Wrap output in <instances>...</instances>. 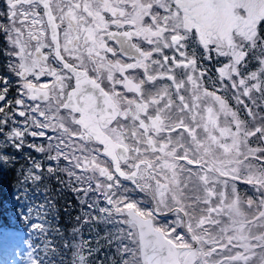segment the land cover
<instances>
[{
  "label": "snow or ice",
  "instance_id": "snow-or-ice-1",
  "mask_svg": "<svg viewBox=\"0 0 264 264\" xmlns=\"http://www.w3.org/2000/svg\"><path fill=\"white\" fill-rule=\"evenodd\" d=\"M4 2L18 79L0 75V134L6 109L25 120L0 161L19 162L11 147L56 162L35 174L23 153L17 169L16 215L37 243L55 217L30 185L52 178L83 209L76 264H264V0ZM34 251L64 264L46 240Z\"/></svg>",
  "mask_w": 264,
  "mask_h": 264
},
{
  "label": "trees",
  "instance_id": "trees-1",
  "mask_svg": "<svg viewBox=\"0 0 264 264\" xmlns=\"http://www.w3.org/2000/svg\"><path fill=\"white\" fill-rule=\"evenodd\" d=\"M2 39L0 37V75H7L5 70V61L1 57L2 50ZM253 70H258L256 68V62L251 65ZM0 106H2L0 104ZM8 112L11 118L10 112ZM3 116V114H0ZM12 118L10 119V126H4V133L0 134V149L5 147L3 143L4 136H6L11 128H13ZM35 139V142L39 144L46 145L44 139L31 138L26 136L25 140ZM7 152L19 157V162L11 168H5L3 162L0 161V231L9 229H30L27 221H21L20 217L16 215L18 204L17 201L13 199L15 195V188L18 186L17 181V169L23 165L25 168L30 167L29 161L23 158V153H29L30 156L34 157L37 161L42 164L41 169H35V174H40L41 171L46 169L48 166H56V162L48 161L45 158V154L38 153L34 149L30 150L24 148L22 152H17L13 148L9 147ZM5 153L0 151V155ZM62 166V165H61ZM46 185V188H45ZM31 187H36L37 190H44L48 193L49 198L52 200L51 210L47 213V218L55 217V220L50 224L46 223L45 227L50 230V235L47 237H40V243H37V236L35 235L34 248L40 249V255L43 256V244L45 240L48 242L49 248H55L57 256L63 253L64 264H76L77 253L80 251L78 245L84 244L85 250L81 254L87 255V245L85 242L89 239L88 231L86 228L81 227L77 223L76 217L82 216L83 209L80 204H78V196H74L70 190H64L57 180L49 178L36 182L30 185ZM44 200V197L37 196L36 204H40ZM22 203V202H21ZM49 205L45 203L44 208L40 209L41 213H44L48 209ZM32 218L36 219L35 212L32 214ZM37 222H41L37 220ZM79 230V238H74V233ZM70 249V250H69ZM37 253V251H36Z\"/></svg>",
  "mask_w": 264,
  "mask_h": 264
},
{
  "label": "rangeland",
  "instance_id": "rangeland-1",
  "mask_svg": "<svg viewBox=\"0 0 264 264\" xmlns=\"http://www.w3.org/2000/svg\"><path fill=\"white\" fill-rule=\"evenodd\" d=\"M16 229L4 230L0 232V235L5 234V237H9L13 242L8 246V248L0 253V264H32V260L37 256L36 251H34V240L35 235L31 229ZM15 244H18V248H15ZM31 253V255H29ZM5 259L7 261L2 262Z\"/></svg>",
  "mask_w": 264,
  "mask_h": 264
},
{
  "label": "flooded vegetation",
  "instance_id": "flooded-vegetation-1",
  "mask_svg": "<svg viewBox=\"0 0 264 264\" xmlns=\"http://www.w3.org/2000/svg\"><path fill=\"white\" fill-rule=\"evenodd\" d=\"M5 11H6V4L4 2V0H0V24H4V25H8V20L5 16ZM114 30V29H113ZM0 37L2 39V50H1V57H3L5 63H10L11 61L7 59L5 53L3 52V50L5 48H8L10 47V45L7 44L6 40H5V35L2 31H0ZM109 44L113 47H116L118 48V45H116L113 41H109ZM144 47H149L148 45L144 44L143 45ZM108 57L110 59H113V57L111 56V54L109 53L108 54ZM121 59H127L125 57H119ZM128 62H131V61H128ZM220 65H215L216 68H218ZM7 75L10 76V74L7 72ZM218 75V73H217ZM18 78L14 77V76H10V81H15L17 80ZM51 78H48V77H44V78H41V82H45V81H48L50 80ZM16 85L15 84H12L11 85V91L9 92V99L12 100V99H15V98H22L19 96V94L16 92ZM131 95V94H130ZM28 103H31V102H28ZM2 105H3V102H2ZM14 108L16 109L15 112H12V111H9L10 112V115H11V118L13 117V121H14V125L15 127H23L24 126V120L25 118L24 117H19L18 116V111L19 110H22L20 109V106H15L14 105ZM14 127V128H15ZM51 135H55V133H51ZM46 145L45 147H47V143L48 141L46 140V138L44 139ZM238 188H239V191L241 192L242 195H250L251 192H250V186L248 185H244V184H238Z\"/></svg>",
  "mask_w": 264,
  "mask_h": 264
},
{
  "label": "bare ground",
  "instance_id": "bare-ground-1",
  "mask_svg": "<svg viewBox=\"0 0 264 264\" xmlns=\"http://www.w3.org/2000/svg\"><path fill=\"white\" fill-rule=\"evenodd\" d=\"M6 235L3 234V235H0V253H3L7 248L8 246H10V244L13 242L12 239H10L9 237H11L10 235H8V237H5ZM18 244L16 245L15 244V248H18L17 247ZM5 259L2 260V262L5 263Z\"/></svg>",
  "mask_w": 264,
  "mask_h": 264
}]
</instances>
